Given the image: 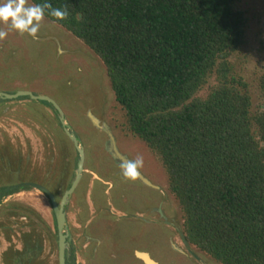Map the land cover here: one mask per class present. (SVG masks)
Wrapping results in <instances>:
<instances>
[{
	"label": "trees",
	"instance_id": "obj_1",
	"mask_svg": "<svg viewBox=\"0 0 264 264\" xmlns=\"http://www.w3.org/2000/svg\"><path fill=\"white\" fill-rule=\"evenodd\" d=\"M237 1L49 0L69 15L44 18L100 60L126 131L162 167L188 243L219 264H264V39L253 107L231 61L249 21Z\"/></svg>",
	"mask_w": 264,
	"mask_h": 264
},
{
	"label": "rangeland",
	"instance_id": "obj_2",
	"mask_svg": "<svg viewBox=\"0 0 264 264\" xmlns=\"http://www.w3.org/2000/svg\"><path fill=\"white\" fill-rule=\"evenodd\" d=\"M27 3L32 5L30 0ZM237 5L245 11L249 21L246 43L231 61L234 70L248 82L253 107H256L261 102L257 87L261 68L258 41L264 39V0H238ZM0 28L6 26L0 24ZM20 91L53 99L84 147V172L68 203L66 217L68 230L74 232L78 246L88 237L102 241L90 264H148L138 259V250L148 251L155 258L152 260L159 264H219L193 246L190 248L200 260L183 256L186 261L171 250V244H182L179 238L169 240L174 233L170 227L165 226L167 232L164 233L161 224L150 225L137 218L136 214H141L155 191L137 179L125 180L121 176L115 159L125 155L132 159L138 154L143 156L144 164L139 173L158 185L163 193L159 199L164 197L169 216L181 229V212L166 189L161 165L143 142L126 131L123 111L114 99L100 60L80 40L45 18L37 38L8 31L6 38L0 40V93ZM57 119L44 101L28 96L0 97V145L8 140L13 147L6 142L0 146L1 187L17 183L18 176L26 180L31 177L33 182L47 181L52 191L62 182V187L57 188L58 197L62 195L74 174L72 158L76 151ZM5 200L4 210L0 209V253L8 246L6 240L9 236V241L15 242L14 246L22 248L23 234L31 232L33 240L27 235L26 241L38 264V240L54 230L48 199L29 186ZM6 204L30 208L34 215L31 220L22 217L9 219L5 216V208L9 207ZM38 214L42 220L37 218ZM28 222L32 224L29 227L25 225ZM82 253L79 263L83 260L82 264H87V253ZM5 256L13 262L18 257L12 249ZM21 258L16 261L31 264Z\"/></svg>",
	"mask_w": 264,
	"mask_h": 264
},
{
	"label": "flooded vegetation",
	"instance_id": "obj_3",
	"mask_svg": "<svg viewBox=\"0 0 264 264\" xmlns=\"http://www.w3.org/2000/svg\"><path fill=\"white\" fill-rule=\"evenodd\" d=\"M58 119H59V117H58ZM60 127H61V129H63L62 124L60 125ZM104 129L106 130V132L109 131V129H107L106 127H104ZM67 138L70 141V143L72 144V142H71V140L69 139L68 136H67ZM5 142L8 143L9 141H5ZM74 150H76L75 147H74ZM112 150L113 149H111L110 153H112V155H113L114 153H113ZM124 159L125 160L126 159L131 160L132 158H129L128 156L125 155ZM121 161H123V160H121L119 158L115 159V162L118 163V164H120ZM73 176H74V174H73ZM142 176L144 178H146L151 184H147V183L143 182L138 177H137V181L140 182L141 184L149 187L153 191H155V195L152 196L151 201H149V203L145 204L144 208L142 209L141 214H139V213L136 214L137 218H139L141 221H144V223H146V224L156 225V226H159V224H161L160 226H162L163 228H165V226L167 228L170 227V229L173 230L174 233L171 234V236H169V240L173 241L174 238H179V242H180V244H182V246H178V245H176L173 242L174 244L173 245L171 244V247L173 246L171 250L172 251L175 250L174 252H176L177 255L179 254V256H181V257L188 256V257H190L191 259H193L195 261H199L200 260L199 256L197 254H196V257L193 255V251L190 248L191 245L185 239V237H184V235L182 233V228L180 229L179 226L177 225V223H175L174 218H171V216H169L170 212L167 211V208L164 206V202H165L164 197H161L159 199L160 195H163V193H162L161 190H159L158 185L154 184L144 174H142ZM17 178L19 180L17 183H8L10 181V179H8L9 180L7 182L8 184L2 185V187L0 186V188H1L0 189V209L4 210V208H2V207H5V203H7V200H5L7 197H9L11 194H14L15 192H18L21 189H24L25 187H29L27 185H23V183L30 182V181L33 182V180H30L31 177H27L28 180H26L24 177L21 178L20 176H18ZM95 179H98V177H96ZM1 183H4V182H1ZM34 183H38V184L44 186L45 188H47L55 196L57 201L60 200L62 195L60 197H58L57 190L60 187H62V182H61V184L58 187H55V190H53V191L49 188V186H48L49 183L47 181L46 182H44V181L43 182L36 181ZM9 188H18V190L11 191V192L6 191ZM159 193H161V194H159ZM157 194H158V196H156ZM44 196L48 199L46 194H44ZM71 196L69 198V201L71 199ZM48 201H49V199H48ZM69 201H68V203H69ZM49 203H50V201H49ZM68 203L64 207L65 214H67L66 212H67ZM6 205H8L9 207H8V209L5 208V210H7V212L5 213V216L8 217L9 219H15V217H18V218L22 217V218H26L28 220H31V218L34 215V212L31 211L30 208L29 209L27 207L20 208L19 206L15 207L12 204L11 205L6 204ZM52 213H53V211H52ZM120 217L123 218V215H121ZM37 218L41 219L39 214H38ZM159 218H160V220H159ZM66 220H67V217H66ZM160 221H162L163 225H162V223ZM67 224H68V222H67ZM25 225L29 227L32 224L30 222H28ZM53 225H54L53 232H51V230H50V234L49 233H45L44 236L42 238L40 236V240H38V246H39V248H38V254H39L38 264H59V262H58L59 244H58L57 228H56V222H55L54 214H53ZM0 228H2V224L1 223H0ZM167 228H165L164 233L167 232ZM68 231H69V237H70V240H69L68 244H69V247L71 248V251L67 252V250H66L65 264H82L83 260H80L81 262L79 263V256H80L81 252H83L82 255H85L87 253V256H86V258L88 259L87 260V264H90L91 259H93L95 257L96 250L98 249V247L100 246V243L102 241L99 238H97V237H91V238L88 237V238H86V240H84V242L81 244V246H78L76 244L77 240L74 239V236H73L74 232H72L71 230H68ZM30 233L31 232H27V233L25 232L23 234V237H24L23 240L24 241H22V244H23L22 248H18L17 246H14L15 242H13V244H12V242L9 241L10 236L8 237V240L5 239L6 242H8V246L6 248H4V250L0 253V264H21L20 261H16L17 259L20 260L19 259L20 256L22 257L21 259L24 262L25 261H30L31 264H36V262H35L36 255H34V252L31 251L30 247L28 246V242L26 241L27 235H30L31 239L33 240V236ZM9 249H12V251L15 252V255H18V257L15 258L14 262L12 260H9L5 256V254L7 253V251ZM137 252H140V253L146 252L148 254V257L151 260L155 259L149 254L148 251L138 250ZM48 259H49V263H48ZM138 259L142 260L141 258H138ZM184 259L186 261H188L186 258H184ZM153 262L159 264L158 262H156V260L153 261Z\"/></svg>",
	"mask_w": 264,
	"mask_h": 264
},
{
	"label": "clouds",
	"instance_id": "obj_4",
	"mask_svg": "<svg viewBox=\"0 0 264 264\" xmlns=\"http://www.w3.org/2000/svg\"><path fill=\"white\" fill-rule=\"evenodd\" d=\"M45 10L56 20H65L69 15L67 7H54L49 0L32 5H29L27 0H0V24L6 26L0 28V40L6 38L8 31H17L21 35L27 33L37 38ZM143 164L144 158L139 154L135 159L121 161L119 164L121 176L125 180L137 179Z\"/></svg>",
	"mask_w": 264,
	"mask_h": 264
},
{
	"label": "water",
	"instance_id": "obj_5",
	"mask_svg": "<svg viewBox=\"0 0 264 264\" xmlns=\"http://www.w3.org/2000/svg\"><path fill=\"white\" fill-rule=\"evenodd\" d=\"M19 96H28L31 99L49 102L56 109L59 120L63 126L64 132L69 137V139L71 140L73 146L75 147L78 153V160L76 163V168L74 170L73 179L70 183V186L63 192L59 201H57L55 196L44 186L38 183H34V182L23 183V185L31 186L33 188L38 189L39 191L46 194V196L48 197L51 207H52L54 217H55L56 228H57V237H58V244H59L58 262L59 264H65L66 250L67 252H70L71 248L69 247V244H68L70 237H69L68 224L66 220V214H65L64 207L68 203L70 196L73 194L76 187L78 186L81 180L82 174L84 172V159H85L84 147L82 146L81 142L78 140L74 132L70 130L68 124L66 123L64 112L61 109V107L50 97L42 96V95H34L29 91H20L15 94L0 93V97L6 98V99H14ZM121 160H125V159L122 157ZM138 178L147 184H151L146 178L142 176L141 173L139 174ZM136 254L139 258H141L148 264H157V263H154L148 257L147 254L140 253V252H137ZM193 255L196 257V254L194 252H193Z\"/></svg>",
	"mask_w": 264,
	"mask_h": 264
}]
</instances>
